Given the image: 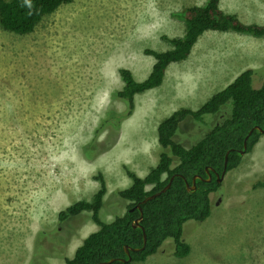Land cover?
I'll use <instances>...</instances> for the list:
<instances>
[{
	"label": "rangeland",
	"instance_id": "374dc122",
	"mask_svg": "<svg viewBox=\"0 0 264 264\" xmlns=\"http://www.w3.org/2000/svg\"><path fill=\"white\" fill-rule=\"evenodd\" d=\"M205 1L73 0L43 17L31 34L0 26V264H65L73 258L99 227L90 212L63 223L59 212L91 201L100 186L95 178L102 174L107 194L101 220L124 214L127 202L116 192L132 184L127 170L144 178L157 165L158 125L179 109H199L234 81L239 68L207 80L231 46L219 37L234 34L208 31L190 56L202 69L180 78L176 89L158 86L137 96L135 115L117 120L127 109L114 97L123 88L119 69L131 70L138 82L147 79L155 60L145 50L171 49L163 37L185 32L173 13ZM222 1L225 10L248 9L244 0ZM190 63L187 58L172 65ZM262 81L256 76L253 87ZM228 115L226 109L207 116V125L188 118L175 140L189 148ZM106 117L110 123H104ZM260 180L264 134L211 194L210 217L184 225L187 256H174L167 240L145 262L133 264H264V188H253Z\"/></svg>",
	"mask_w": 264,
	"mask_h": 264
},
{
	"label": "trees",
	"instance_id": "16d2710c",
	"mask_svg": "<svg viewBox=\"0 0 264 264\" xmlns=\"http://www.w3.org/2000/svg\"><path fill=\"white\" fill-rule=\"evenodd\" d=\"M71 2L73 0H0V26L17 35L31 34L43 17ZM172 16L184 23V35L179 38L163 37L171 46L167 51L145 50V54L152 56L155 62L144 81H136L129 69H119L123 88L114 97L122 100L127 109L118 117L108 112L112 119L121 120L131 116L135 109V97L160 86L168 66L186 60L205 32H234L264 37V26L245 24L235 14L224 12L220 8V0H206L200 6L185 8ZM259 75L263 76V81L259 88H254L253 79ZM226 109L229 115L215 124L195 145L186 148L175 140L181 124L188 118L207 125V116H216ZM109 118L106 117L104 123H110ZM255 126L264 127V66L243 71L225 89L207 99L199 109H179L158 125L157 141L161 151L157 165L144 178L127 170L132 184L116 192L120 200L127 202L124 214L116 216L111 222L101 220L99 213L107 194L102 174L95 178L100 186L91 201L80 200L59 212L58 220L61 223L83 212H90L93 223L99 227L84 239L73 258L65 259V264H98L112 259L114 261L110 264L142 263L156 254L167 240L173 242L174 256H187L191 248L183 239L184 225L189 221L202 223L210 217L211 194L221 188L222 183L217 182V175L222 174L226 153L229 152L227 173L240 166V151L245 137ZM262 136L259 131L252 132L247 140L246 154L254 149ZM206 169L212 176L211 181H206ZM196 175L202 179L196 180L195 191H188L186 182L192 185ZM172 177L173 182L166 192L141 206L143 219L140 224L147 242L143 250H131L129 262L125 246L132 249L143 247V231L133 227L134 221L140 216L136 205L161 191ZM253 188H264V180L255 183Z\"/></svg>",
	"mask_w": 264,
	"mask_h": 264
},
{
	"label": "crops",
	"instance_id": "0c3cea01",
	"mask_svg": "<svg viewBox=\"0 0 264 264\" xmlns=\"http://www.w3.org/2000/svg\"><path fill=\"white\" fill-rule=\"evenodd\" d=\"M236 1L240 2L242 0ZM243 3L244 6L248 8L244 9L245 11L243 12L234 11L232 10L233 8H226L225 10L223 6L224 2L222 0H220V8L226 13L235 14L245 24H257L264 26V0H244ZM219 38L220 40L228 41L231 46L227 51H225V54L223 55V58L225 60L222 61L221 64L218 66L219 68H217L216 74L210 75L209 79L207 80H215L216 75L224 70L232 71L235 68H239L241 69V72L239 74H241L245 70H257L264 66V37L258 38L254 36L234 33L230 37ZM199 40L200 38L198 39L196 44L199 42ZM196 44L193 46L188 56V60H190L191 63L187 66L172 65L176 63L170 64L165 71L163 82L159 87L164 89L168 87H173L176 89V87L180 85V78L182 79L183 77L191 75L193 71L199 68L202 69L198 62H196L192 57H190L191 55L195 56L194 54L198 52V50L196 49ZM198 74L200 75L202 74V72L199 70ZM239 74H237V76ZM222 75L212 83L214 87L213 92L218 89ZM186 95L187 94L184 93V95L182 96L185 97ZM137 96H141V94ZM137 96L134 99L135 109L130 117H133V115H135L136 111L138 110L139 104L137 103V100L139 97ZM140 103H142V100H140ZM170 111H172V108Z\"/></svg>",
	"mask_w": 264,
	"mask_h": 264
},
{
	"label": "water",
	"instance_id": "95a60500",
	"mask_svg": "<svg viewBox=\"0 0 264 264\" xmlns=\"http://www.w3.org/2000/svg\"><path fill=\"white\" fill-rule=\"evenodd\" d=\"M254 130L259 131L261 134H264V127L255 126L254 128H252V129L249 131L248 135L245 137L244 144H243V149L240 151V154H241L242 156L246 153V150H247V140L249 139L250 135L252 134V132H253ZM228 154H229V152H227V153H226V156H225V164H224V169H223V171H222V174H221V175H217V182H218V183H221V182L224 180V177H225V175H226V166H227V161H228ZM206 172H207V174H208V178L206 179V181H211L212 176H211V174H210V172H209V169H206ZM173 179H174V177H172V178L170 179L169 183H168L163 189H161V191H159V192H157V193H155V194H153V195H150V196L146 197L141 203H139V204L136 205V209H138V210L140 211V216L138 217V219H136V220L134 221V223H133V227L142 229V231H143V247H142L141 249H132V248H130V247H128V246H125L124 250H125V253H126V254L128 255V257H129V258H128V261H129V262L131 261V257H130V252H131V250H132V251H135V252L140 251V250H143L144 247H145V245H146V242H147L146 234H145V232H144L143 227H142L141 224H140L141 221H142V219H143V211H142V207H141V206H142L143 204H146L148 201L153 200L154 198L160 196L162 193L166 192V191L171 187V184H172V182H173ZM201 179H202L201 176L196 175V176H194L193 179H192V185H189V183L186 182L187 190H188V191H195V190H196V180H201ZM113 261H114V259H112V260H110V261H108V262H101V263H98V264H110V263H112ZM122 261H124V260H122Z\"/></svg>",
	"mask_w": 264,
	"mask_h": 264
},
{
	"label": "bare ground",
	"instance_id": "6f19581e",
	"mask_svg": "<svg viewBox=\"0 0 264 264\" xmlns=\"http://www.w3.org/2000/svg\"><path fill=\"white\" fill-rule=\"evenodd\" d=\"M156 135H154V137H155Z\"/></svg>",
	"mask_w": 264,
	"mask_h": 264
}]
</instances>
